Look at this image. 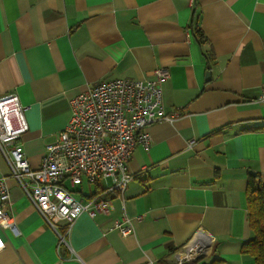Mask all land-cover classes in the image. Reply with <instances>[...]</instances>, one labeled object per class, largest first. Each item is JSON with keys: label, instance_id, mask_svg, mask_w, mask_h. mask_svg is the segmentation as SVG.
<instances>
[{"label": "crops", "instance_id": "0c3cea01", "mask_svg": "<svg viewBox=\"0 0 264 264\" xmlns=\"http://www.w3.org/2000/svg\"><path fill=\"white\" fill-rule=\"evenodd\" d=\"M158 67L169 71L164 109L179 115L148 127V148L135 145L122 197L101 195L110 215L81 213L63 242L64 220L57 230L45 221L0 154L19 231H5L0 264H174L191 240L208 245L196 264H255L242 248L253 236L249 179L264 185V0H0V96L15 93L26 107L17 142L32 168L76 94ZM63 183L87 201L110 181ZM123 214L135 228L127 236L110 229Z\"/></svg>", "mask_w": 264, "mask_h": 264}, {"label": "built area", "instance_id": "2783aa9c", "mask_svg": "<svg viewBox=\"0 0 264 264\" xmlns=\"http://www.w3.org/2000/svg\"><path fill=\"white\" fill-rule=\"evenodd\" d=\"M152 77L141 80L115 78L98 82L76 94L71 100L68 122L56 139L45 146L37 168L26 158L20 136L28 129L26 107L15 93L0 96V154L24 195L45 221L57 230L55 221L64 220L61 242L72 222L81 213L93 217L97 213L110 215L113 210L105 193L121 198L132 179L128 162L136 144L148 148V127L156 122L172 120L179 114L166 113L162 101V83L169 77L166 67L153 69ZM258 101L264 104V83ZM190 143H193L191 141ZM97 182L108 179L105 190L87 201L77 199L63 183L68 179ZM9 199L7 176L0 172V253L5 248V231L19 235L18 228L5 204ZM127 236L135 230L133 220L123 214L110 227ZM208 253L203 241L191 240L173 255L174 264H196Z\"/></svg>", "mask_w": 264, "mask_h": 264}, {"label": "trees", "instance_id": "16d2710c", "mask_svg": "<svg viewBox=\"0 0 264 264\" xmlns=\"http://www.w3.org/2000/svg\"><path fill=\"white\" fill-rule=\"evenodd\" d=\"M193 32L201 44L206 41L199 26L193 27ZM246 199L253 236L244 242L242 251L251 255L255 264H264V185H257L253 177L248 182Z\"/></svg>", "mask_w": 264, "mask_h": 264}, {"label": "water", "instance_id": "95a60500", "mask_svg": "<svg viewBox=\"0 0 264 264\" xmlns=\"http://www.w3.org/2000/svg\"><path fill=\"white\" fill-rule=\"evenodd\" d=\"M249 174H251L253 176L255 175L254 172H252V171H249ZM255 182H256L257 185H259V183H260L258 178L255 179Z\"/></svg>", "mask_w": 264, "mask_h": 264}, {"label": "rangeland", "instance_id": "374dc122", "mask_svg": "<svg viewBox=\"0 0 264 264\" xmlns=\"http://www.w3.org/2000/svg\"><path fill=\"white\" fill-rule=\"evenodd\" d=\"M4 160V159H3ZM5 162V161H4ZM7 168H8V166H7ZM8 171H9V168H8Z\"/></svg>", "mask_w": 264, "mask_h": 264}]
</instances>
